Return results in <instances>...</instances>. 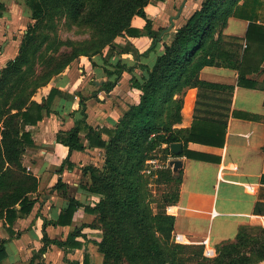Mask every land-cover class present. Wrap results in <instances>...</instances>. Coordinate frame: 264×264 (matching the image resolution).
Listing matches in <instances>:
<instances>
[{"label":"trees","instance_id":"obj_1","mask_svg":"<svg viewBox=\"0 0 264 264\" xmlns=\"http://www.w3.org/2000/svg\"><path fill=\"white\" fill-rule=\"evenodd\" d=\"M154 1L159 0H25L35 22L29 23L18 54L0 70V219L14 234L16 220L29 215L36 203L33 194L38 190L39 181L23 164L26 148L34 145L29 126L50 114L54 96L63 92L52 88L48 96L38 102L33 95L42 83L32 81L33 88L27 90L28 80L23 70L32 63L47 40V37L40 38L43 19L49 14L68 15L80 23L90 24L100 36L101 41L93 44V54H102L106 46L110 48L103 59L105 71L111 78L100 88L109 92L124 71L133 72L131 87L139 91V100L129 104L115 124L94 127L87 122L86 97L81 95L82 116L73 127L59 131L56 137L69 149L58 171L61 172L65 164L73 167L74 163L69 159L73 150H85L87 147L103 149L102 166L88 163L82 167L84 175L89 177L84 184L85 189L100 196L94 206L85 205V211L95 214V218L91 223L74 227L64 240L50 238L44 231V244L39 253L45 252L50 244L65 250L81 247L77 236L83 235L84 226H90L102 231L101 240L97 241L103 254L102 264H187L190 261L196 264H254L264 261V240L259 241L258 237L243 232L245 227L240 229L236 240L218 244L213 257L204 255L203 244L175 242V216L167 213L166 208L179 199L183 170L174 173L170 167H162L152 174L143 172L146 161L156 157L160 151L164 156L161 159H167L169 155H185L220 162L221 156L190 149L188 144L224 146L226 118L230 111L229 95L236 85L201 79L200 71L207 65L233 68L238 70L237 85L264 89V77L259 79L255 76L264 63V18L260 19L264 1L203 0L200 8L176 29L171 42L164 43L163 51L152 65H128L120 58L109 62L114 50L118 56L132 50L141 57L160 42L161 32L166 27L153 29L145 9ZM0 8H4L1 3ZM136 15L146 20L144 28L132 25ZM232 16L249 20L242 37L245 41L242 51L238 47H226L223 43L224 29ZM142 35L153 40L144 53L136 51L131 43L122 46L118 42L123 37ZM226 36L241 39L234 35ZM81 54L92 57L88 48L80 52H63L58 59L47 63L46 73L40 78L47 81L50 76L61 73ZM137 67L142 70L139 75L134 73ZM192 87L202 90L197 101L200 106L196 107L190 127H176L182 121L184 96ZM208 90L228 93L209 94ZM201 106L224 111L202 110ZM233 114L251 120L264 119L261 114L247 111L234 110ZM174 142L183 144L179 153L171 148ZM163 183L174 187L156 199L155 210L152 205L155 199H150L152 190L149 185ZM53 189L66 191L67 184L59 179ZM82 204L74 196L69 197L56 220L44 219V227L48 223L72 224ZM7 241L0 239V263L7 257ZM66 261L68 264H80L67 258ZM83 264H90L87 255Z\"/></svg>","mask_w":264,"mask_h":264},{"label":"crops","instance_id":"obj_2","mask_svg":"<svg viewBox=\"0 0 264 264\" xmlns=\"http://www.w3.org/2000/svg\"><path fill=\"white\" fill-rule=\"evenodd\" d=\"M203 0H159L146 6L147 16L152 20L153 29L166 27L161 32L160 42L147 55L137 56L132 50L125 51L115 58L123 59L128 65H152L163 51L164 43H169L176 29L183 24ZM0 70L18 54L30 16L25 0H0ZM231 20L237 22V33L230 27ZM146 20L134 16L132 25L144 28ZM249 20L232 16L229 18L225 33L244 37ZM148 35L127 36L118 42L124 46L131 43L136 51L144 53L152 44ZM102 55L96 59H82L81 64L73 66L54 77L47 86L34 95L41 102L52 88L62 95L54 96L51 112L37 124L29 126L32 130L34 145L25 151L23 164L39 181L38 190L33 194L36 199L31 213L18 218L14 224L15 232L10 233L0 225V239H7V257L0 264H68L70 261L84 263L87 255L90 264H102L103 254L97 241L101 240L99 228L84 226L83 235L77 236L82 243L79 248L65 250L56 244H50L45 252L39 253L43 246L44 231L50 238L64 240L74 227L91 223L95 214L85 211V205L94 206L100 199L97 194L88 192L84 184L89 177L84 175L82 167L88 163L98 164V154L103 149L87 147L85 150H73L69 159L73 167L65 164L58 171L62 161L68 156L69 149L57 141L61 130H68L82 116L80 113L81 95L86 97L87 122L94 127L115 124L127 110L128 105L139 100V91L131 87L133 72L124 71L114 88L106 92L101 85L111 78L105 71ZM118 56V57H117ZM110 59V57H109ZM87 60V61H86ZM140 67L134 73L140 74ZM200 78L213 82L235 84L230 96V111L227 115L226 142L223 147L189 142L188 148L221 156L220 162L189 158L185 155L170 159L178 161L182 169V181L179 199L173 205L175 216L174 233L183 235L191 244L218 245L235 240L242 227L264 224V119L251 120L233 114L234 110L247 111L264 116V89L237 85L238 70L207 65L200 71ZM202 91L198 87L189 88L184 96L182 121L176 127H190L194 118ZM209 94L224 95L228 92L206 91ZM72 96V97H71ZM202 110L224 111L201 106ZM203 113V112H202ZM204 114V113H203ZM97 159V160H96ZM59 179L67 184V190L53 189ZM74 196L83 204L79 206L74 222L68 225L48 223L44 219L56 220L69 197ZM2 227V228H1Z\"/></svg>","mask_w":264,"mask_h":264},{"label":"rangeland","instance_id":"obj_3","mask_svg":"<svg viewBox=\"0 0 264 264\" xmlns=\"http://www.w3.org/2000/svg\"><path fill=\"white\" fill-rule=\"evenodd\" d=\"M26 9L28 11V15L30 16V10L28 9L27 5H26ZM263 18H264V4H263V8L260 9V19L263 20ZM34 22L35 20L30 17V23H34ZM236 24L237 22H235V20H231L230 27L228 28V30L233 29L235 31L236 29L235 32L241 33V29L238 27L236 28L237 26ZM27 28L28 26L26 27L24 33L21 34L22 37H24L27 31ZM224 33H225V29H224ZM40 34H41L40 36L41 39L44 37H47V40L43 44L42 48L37 52V54L34 57L32 56L33 57L32 63L25 66L23 70L24 72L23 75L26 76L28 80L27 82H28L29 88L27 90L31 89V87L33 88L34 82L32 81L42 83L36 89L34 95L36 94V92L40 90V88L42 89L44 86H47L50 83V81L58 75V74H54L50 76L47 81L40 78L46 73L47 63L51 60L58 59L61 53L68 52V51L71 52L73 50L80 52L87 48L90 50V54L92 53V57L81 54L78 58L73 60L70 64H68L63 69L62 72H64L68 68L72 69L73 66L77 64L78 65L81 64L82 59L92 60L95 57L99 59L102 57V54H106L108 50L110 49L109 47L106 46L105 48H103L102 50L103 52H101L102 54H93V52H95L93 44H95V42L101 41L100 36L96 33L94 27L91 26L90 24L80 23L79 21L73 19L72 17H69L68 15L49 14L42 21V29L40 31ZM225 34L231 35L227 33ZM226 35L223 37V43H225L226 47H229V48L238 47L240 51L243 50L245 41L242 39V37H240L241 39L239 40H235ZM255 76H258L259 79H262L264 77V63L261 66V71L258 74H255ZM34 95H33V99H34ZM13 99L14 98H12L11 101ZM164 146H166V144H164ZM103 153L104 151H102L100 154L97 155L99 166H102V163H103ZM157 154H158L157 156L160 157V159L164 157L161 151L157 152ZM171 157L172 155H169L167 159H162V160L166 163V165H168V167H170L173 170L174 173H177L178 170L174 169L175 163L172 161V159H170ZM149 187L152 190V196H150V199L151 200L155 199V200H152V205L153 207H155V210H157L156 199L158 198L160 199L161 197H163L166 194V192L169 189L173 188L174 186L173 184H170V183L168 184L163 183V184H150ZM0 225L4 229H6V227L3 224L2 219H0ZM243 232L247 233L249 236L258 237L259 241L264 240V224L263 223H258L252 226L245 227ZM185 243L191 244L189 242H185ZM208 247H211V245L209 244ZM213 247L216 250L217 245ZM187 264H196V263L195 261H190ZM254 264H264V261L255 262Z\"/></svg>","mask_w":264,"mask_h":264},{"label":"built area","instance_id":"obj_4","mask_svg":"<svg viewBox=\"0 0 264 264\" xmlns=\"http://www.w3.org/2000/svg\"><path fill=\"white\" fill-rule=\"evenodd\" d=\"M162 167H168V165H166V163L162 159H160V157H158V156L152 157V158L147 160V166L144 169V172L148 173V174H152V173L156 172L159 168H162ZM166 210H167V213L173 214V212H174L173 205H168ZM173 239L175 242H179V243H185L187 241V239L179 233H174ZM204 244H205L204 245L205 246L204 255L206 257L215 256L216 255L215 248L213 246L208 247L206 240H205Z\"/></svg>","mask_w":264,"mask_h":264},{"label":"water","instance_id":"obj_5","mask_svg":"<svg viewBox=\"0 0 264 264\" xmlns=\"http://www.w3.org/2000/svg\"><path fill=\"white\" fill-rule=\"evenodd\" d=\"M171 148H172V150L175 152V153H179L181 150H182V148H183V144L181 143V142H174V143H172L171 144ZM174 163H175V170H177L179 167H178V161L179 160H176V161H174V160H172Z\"/></svg>","mask_w":264,"mask_h":264}]
</instances>
